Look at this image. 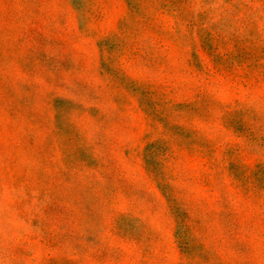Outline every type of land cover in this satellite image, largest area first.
Here are the masks:
<instances>
[{
	"label": "rangeland",
	"instance_id": "1",
	"mask_svg": "<svg viewBox=\"0 0 264 264\" xmlns=\"http://www.w3.org/2000/svg\"><path fill=\"white\" fill-rule=\"evenodd\" d=\"M0 264H264V0H0Z\"/></svg>",
	"mask_w": 264,
	"mask_h": 264
}]
</instances>
